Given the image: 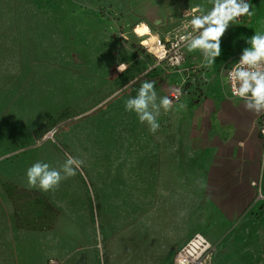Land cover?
Returning <instances> with one entry per match:
<instances>
[{"label":"rangeland","instance_id":"obj_1","mask_svg":"<svg viewBox=\"0 0 264 264\" xmlns=\"http://www.w3.org/2000/svg\"><path fill=\"white\" fill-rule=\"evenodd\" d=\"M39 1L0 0V234L9 236L21 259L24 249L26 264H133L137 255L131 246L124 249L123 238L157 217L151 160L142 158L151 147L143 138L153 133L125 110L138 93L135 84L131 91L106 66L133 41L150 56L140 41L147 36L136 35L152 32L166 41L193 15L210 12L213 0ZM197 7L201 11L194 13ZM255 33L264 34V27ZM227 36L211 67L201 66L199 50L185 48L194 74L170 69L160 87L199 93L220 79L226 64L242 55L240 49L227 58L235 43L248 44L252 37ZM65 153L84 161L75 176L47 192L28 187L26 170L33 163L59 169ZM222 227L228 237L211 240L213 264H264V213L209 228L219 236ZM157 230L149 235L152 244L163 245L159 264H173L172 239L159 240ZM145 259L152 264V257Z\"/></svg>","mask_w":264,"mask_h":264},{"label":"crops","instance_id":"obj_2","mask_svg":"<svg viewBox=\"0 0 264 264\" xmlns=\"http://www.w3.org/2000/svg\"><path fill=\"white\" fill-rule=\"evenodd\" d=\"M249 4L251 15H246L242 21L235 20L236 24L232 23L226 30V38L242 39L245 32L252 36L264 27V12H259L262 0H250ZM136 36L142 39L147 35ZM135 45L133 41L130 46H121L106 66V69L114 67L111 76L124 80L131 91L134 84L139 90L147 80L154 82L158 97L168 96L171 88L160 87L159 81L169 76L170 69L180 76H184V68L189 69L191 75L195 72L187 68L186 59L182 67L166 69L168 67L159 65L151 53L149 56ZM247 47L249 45L240 40L227 58L235 57L238 50ZM120 63L127 65L124 72L117 69ZM194 89L184 93L170 111L161 110V118L157 120L159 129L143 138V143L151 144L150 153H144L142 158L151 160L152 180L158 193L157 217L145 221L137 232L123 238L124 249L128 251L131 246L133 256L137 255L133 257V264L148 263L146 256L152 257V264L164 259L163 245L151 243L149 233L155 227L159 240L172 239L171 244L177 250L176 247L195 232H206L203 234L210 240L228 237L224 227L222 235H214L209 228L211 225L236 224L253 214L264 213V200H258L259 192L264 194V134L259 123L262 114L246 110L240 98L230 95L224 75L202 87L199 93ZM168 231H172L170 235ZM9 240V236L0 234V264H26L24 249L21 259L18 247L11 250Z\"/></svg>","mask_w":264,"mask_h":264},{"label":"clouds","instance_id":"obj_3","mask_svg":"<svg viewBox=\"0 0 264 264\" xmlns=\"http://www.w3.org/2000/svg\"><path fill=\"white\" fill-rule=\"evenodd\" d=\"M250 8L248 0H213L212 10L206 15H193L184 25L186 34L179 39L189 52L200 51L202 67H211L222 53L221 38L226 30L241 16L251 15ZM199 11V7L193 9L194 13ZM189 28L190 32L187 31ZM143 29L147 31V25H143ZM247 43L249 47L242 50L239 61L227 71L226 81L232 95L240 98L245 109L260 115L264 113V34L255 33ZM126 67L125 63H120L118 71L124 72ZM173 103L170 96L158 97L154 82L146 80L137 95L125 102V110L134 112L139 121L146 123L149 131L155 133L160 127L157 117L161 110L170 111ZM65 157L59 169L41 161L33 163L26 170L28 187L47 192L57 189L63 180L75 176L84 161L69 153H65Z\"/></svg>","mask_w":264,"mask_h":264},{"label":"built area","instance_id":"obj_4","mask_svg":"<svg viewBox=\"0 0 264 264\" xmlns=\"http://www.w3.org/2000/svg\"><path fill=\"white\" fill-rule=\"evenodd\" d=\"M250 0H248V3ZM246 15L238 18V21L244 20ZM191 31V30H187ZM184 29L178 32L176 35L171 37L166 41L156 40L148 48V52L151 53L159 65L165 64L170 68H179L182 67L185 63V46L180 41V36L185 35ZM240 58V57H239ZM239 58L234 62L226 65L224 70L225 84L231 96L230 85L226 81L227 71L231 69L236 62L239 61ZM189 69L184 68V72ZM189 78V76H187ZM184 94V89L181 86L175 87L168 96L173 98L174 103H177L181 100ZM179 97L175 99V97ZM236 97V96H233ZM239 98V97H236ZM260 128L261 132L264 134V113H262L260 119ZM56 133V130L53 129L49 131L48 136H53ZM258 200H264V194L259 192ZM215 246L213 242L203 233L195 232L187 240H185L176 250L173 258V264H213Z\"/></svg>","mask_w":264,"mask_h":264},{"label":"bare ground","instance_id":"obj_5","mask_svg":"<svg viewBox=\"0 0 264 264\" xmlns=\"http://www.w3.org/2000/svg\"><path fill=\"white\" fill-rule=\"evenodd\" d=\"M152 33V32H151ZM147 34V39H143L142 40V45L143 46H145V47H149L153 42H155V40H156V38H155V35H153V34ZM146 36V35H145ZM144 42H146V43H144ZM146 264H149V262L148 263H146ZM151 264V263H150Z\"/></svg>","mask_w":264,"mask_h":264},{"label":"trees","instance_id":"obj_6","mask_svg":"<svg viewBox=\"0 0 264 264\" xmlns=\"http://www.w3.org/2000/svg\"><path fill=\"white\" fill-rule=\"evenodd\" d=\"M191 103H192V102H191ZM193 104H194V101H193ZM46 204H47V209H48V211H49V212H53V211H54L53 208H52L48 203H46ZM51 225H53V222L49 223L48 228L51 227Z\"/></svg>","mask_w":264,"mask_h":264}]
</instances>
